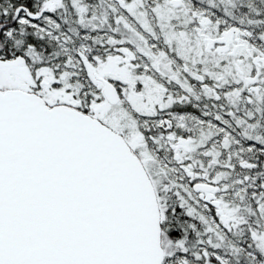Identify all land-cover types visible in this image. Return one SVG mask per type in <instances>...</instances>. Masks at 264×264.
<instances>
[{"label": "snow or ice", "instance_id": "snow-or-ice-1", "mask_svg": "<svg viewBox=\"0 0 264 264\" xmlns=\"http://www.w3.org/2000/svg\"><path fill=\"white\" fill-rule=\"evenodd\" d=\"M0 264H264V0H0Z\"/></svg>", "mask_w": 264, "mask_h": 264}]
</instances>
